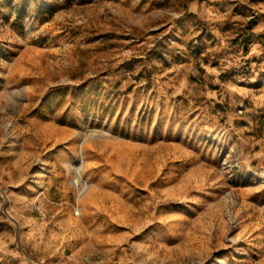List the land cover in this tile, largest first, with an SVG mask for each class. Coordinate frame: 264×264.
<instances>
[{
	"label": "rangeland",
	"instance_id": "1",
	"mask_svg": "<svg viewBox=\"0 0 264 264\" xmlns=\"http://www.w3.org/2000/svg\"><path fill=\"white\" fill-rule=\"evenodd\" d=\"M0 264H264V0H0Z\"/></svg>",
	"mask_w": 264,
	"mask_h": 264
},
{
	"label": "bare ground",
	"instance_id": "2",
	"mask_svg": "<svg viewBox=\"0 0 264 264\" xmlns=\"http://www.w3.org/2000/svg\"><path fill=\"white\" fill-rule=\"evenodd\" d=\"M78 184L80 188H83L85 186V182L82 180V178L79 176L78 178Z\"/></svg>",
	"mask_w": 264,
	"mask_h": 264
}]
</instances>
